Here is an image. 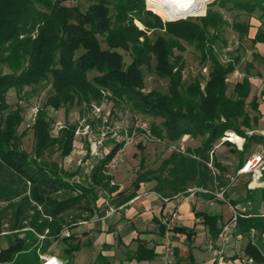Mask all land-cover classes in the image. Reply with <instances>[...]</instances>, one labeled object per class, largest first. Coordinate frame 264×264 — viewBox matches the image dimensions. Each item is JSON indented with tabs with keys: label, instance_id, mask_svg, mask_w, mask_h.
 Here are the masks:
<instances>
[{
	"label": "trees",
	"instance_id": "1",
	"mask_svg": "<svg viewBox=\"0 0 264 264\" xmlns=\"http://www.w3.org/2000/svg\"><path fill=\"white\" fill-rule=\"evenodd\" d=\"M73 1L80 0H0V234L14 235L11 244L0 248V264H41L39 254L45 252L39 250L37 235L52 236L63 246L62 253L73 259L84 244L70 228L105 212L108 206H123L142 185L150 184V189L166 200L186 196L189 188L226 186V167L215 152L210 153L228 132L245 137L243 149L237 151L236 168L251 155L253 145L264 144V135L254 130L261 113L255 97L248 102L252 90L248 73L228 92L229 77L242 57L237 53L222 63L215 53L213 44L227 21L212 8L225 9L231 4L248 14L259 10L264 17V0H213L205 15L172 21L160 18L163 0L158 5L147 0L160 16L147 9L146 0H89L85 9L70 4ZM232 27L242 39L250 25L234 22ZM252 41L264 43V33L257 31ZM183 42L200 51L203 63L209 61L205 81L198 77L184 81ZM122 52L128 55V63ZM146 72L165 80L166 90H146ZM44 83L50 91L42 106L36 107L31 125L33 146L27 152L22 147L25 131L19 132L23 108L18 103L11 105L7 96L13 90L22 100L26 87L33 90ZM101 105L111 116L116 109L125 108L150 118L158 143L171 148L156 167L148 166L141 154L135 176L124 188L114 181L115 169L107 167L122 143L107 144L105 157L95 162L89 176L77 182L81 168L75 164L70 169L63 162L76 143L75 124L65 122L54 134L55 123L46 110L77 108V120L91 122L94 106ZM247 130L253 133L247 136ZM184 136L199 137L200 144L188 145L183 152L172 148L178 147ZM139 148L142 153L143 147ZM253 212L239 218L237 231L249 234L253 228L264 234V215ZM200 215L216 240L222 227L220 217L205 212ZM184 230L176 226L174 233ZM163 232L162 224L161 235ZM244 252L254 263L264 264V245L248 240ZM159 254L140 240L132 258L150 261ZM58 257L61 259L60 254ZM90 264L110 261L98 253ZM173 264L195 263L189 256Z\"/></svg>",
	"mask_w": 264,
	"mask_h": 264
},
{
	"label": "rangeland",
	"instance_id": "2",
	"mask_svg": "<svg viewBox=\"0 0 264 264\" xmlns=\"http://www.w3.org/2000/svg\"><path fill=\"white\" fill-rule=\"evenodd\" d=\"M159 1L161 0H151L153 4H157V5ZM212 1L213 0L208 1L203 5H200L197 9L192 11V13L186 16L172 20L184 19V18L197 19L205 15L209 3ZM90 2L91 1L89 0H80V1H73L70 4H79L82 7V9H85ZM146 3H147L146 4L147 9L149 8H150L149 10L152 9L151 10L152 12L155 10L157 11V9L154 6L148 5L147 0ZM150 6H152L155 10ZM212 8L214 10H219L222 13L224 19L227 21V24L222 26L220 31L218 32L217 34L218 37L215 43L213 44V49L222 63L227 62L230 57L236 55L237 53L241 55L242 60L236 69H238L239 72L241 73L244 74L248 73L251 79L252 90L248 102L253 97H255L256 101L259 104V109L261 113L259 123L257 126L254 127V130L264 135V87L262 86V82L264 81V43H253L252 41L257 31H261L264 33V17L261 16V12L259 10H256L253 13L248 14L243 10H239L233 7L231 4H228L227 8L225 9L219 8L216 5L213 6ZM156 14L159 15L158 12H156ZM160 18L163 21H172V20L163 19L161 16ZM234 22L248 23L250 25L248 34L242 39L239 37L238 33L232 27V24ZM183 44L185 46V50L182 53L184 60V69H183L184 81L188 82L196 77H198L201 82L205 81L207 76V71L203 72L202 68L207 67L208 69L209 61L206 60V62L203 63V61L201 60L200 51L193 44H188L187 42H183ZM122 53L124 55L125 61L128 63L130 61L128 55L125 52ZM247 67H249V69ZM92 75L93 73L89 74V77H91ZM235 81H236L235 76L229 77L228 92H230L232 88L231 86ZM145 86H146L145 87L146 90L152 88H158L162 91L166 90L165 80L158 79L154 74L149 72H146ZM25 90L26 93L25 96H23L22 100H19L16 97V94L13 90H11L8 93L7 100L11 105H16L18 103L23 108L24 120L19 128V132L25 131V135L22 138V147L27 152H31L33 146L31 125L33 123V118L35 113L34 110L36 109V107L42 106L46 96L49 94L50 88L49 85L44 83L38 88H35L33 90H31L29 87H26ZM46 110L48 116L54 120V123L69 122L71 124H76L77 119L79 117V111L77 108H73L69 112H65L63 108L54 110L49 107ZM247 110L250 111L249 106H247ZM250 114H252L251 111ZM133 116L134 114L131 113L128 109L125 108H121L119 110L116 109L115 116H112V121L115 123V125H117L119 122L130 123ZM142 117L147 119L149 122L151 121L150 118H146L144 116ZM247 131H251V130H247ZM229 134L233 136V140H237L234 137H240V138L243 137L233 132H229ZM200 141L201 138L199 137L192 138L188 136L186 140H184L183 146L184 147L188 145L197 146L200 144ZM219 142L220 141H218L213 148L215 152L214 154L217 160L219 161V163L222 166L226 167L225 173L233 175L237 167V164L239 163L238 154H237V151H239V149L233 143V141L232 143L230 142V145ZM139 145L143 147L142 153L139 148ZM76 149H77V143L73 148L71 156L69 155L63 161L64 164H68V166H70V169L74 168L76 164V160L80 157V154L79 153L77 154ZM250 149H251L250 153L252 154L253 152L258 151L260 148L259 145L257 146L253 145ZM170 150L171 148H169L165 143H151V142H143V141H140L139 143L133 146L126 147L125 151L123 152L122 158L120 159L118 167L114 171H112L114 175V181L115 182L118 181L124 184H129L130 179L133 176H135V172L138 168L141 154L144 155L145 163L148 166L156 167L160 163L161 159L166 157L170 153ZM56 158H57V154L53 156V159ZM242 180H243L242 177H238L232 186L240 187V188L237 187L236 188L242 190V188L244 187ZM261 188H263L264 190V186ZM245 203L247 204V201H245ZM218 208L219 206L217 205L213 207L204 205L202 207V209L205 211H213ZM83 228H85V226H79V229H83ZM13 239H14V235H10L9 242H13ZM2 241L3 238H0V243L2 247H4V242ZM196 243H199V241L196 240ZM56 246L59 249V251H61V243L59 244L56 243ZM224 246L225 244L222 246L220 245L218 247L219 249L222 248L221 254H218L217 252L218 256H221L223 254ZM200 252L202 253L203 258H207L209 255H211L210 252H206L204 250H201ZM97 254H98V250H96L95 247L85 246L80 249V251L76 254V257L74 259H72L67 254H63L62 251L60 253V257L61 260L64 262V264H89L95 260Z\"/></svg>",
	"mask_w": 264,
	"mask_h": 264
},
{
	"label": "crops",
	"instance_id": "3",
	"mask_svg": "<svg viewBox=\"0 0 264 264\" xmlns=\"http://www.w3.org/2000/svg\"><path fill=\"white\" fill-rule=\"evenodd\" d=\"M240 177L243 179L244 187L242 186L241 190L237 189L240 187L229 186L225 192L226 199L232 203L247 201L251 204L252 211L264 208L263 188L250 189L247 185L250 180L249 175ZM118 183L121 188L125 187L124 183ZM150 186V184L142 185L136 196L109 217L104 218V212L100 211L92 219L70 228V232L79 237L84 244L83 247H95L98 253L107 257L110 264H159V256L150 261H137L132 257L137 248V242L140 240L149 247H155L157 253L160 252L163 220L169 216L171 211L176 210L178 214L177 226L183 227L185 230L175 233L172 237L174 260L185 261L191 256L195 264H256L254 261L252 263L246 261L248 256L244 252V247L248 240L264 245V234L257 231L252 234H242L236 229L235 232L227 234L224 252L221 256L217 255V248L221 242L217 239L212 240L200 213L218 215L221 224H223L230 216V211L225 203L209 202L208 198L199 194L164 201L158 193L150 189ZM250 196H252L251 199H249ZM204 205L210 207L217 205L220 209L205 211L202 209ZM79 226H85V228L79 229ZM10 235L13 233L3 232L0 234V238H3L2 242H4V247L0 243V248H5L12 243L9 242ZM196 240L199 243H196ZM209 241H213V249L206 247ZM56 243L52 236H47L39 242V250L47 254L54 252V255L58 256L63 251V246L59 251ZM201 250L210 252L211 255L203 258ZM79 251L74 254L73 259Z\"/></svg>",
	"mask_w": 264,
	"mask_h": 264
},
{
	"label": "built area",
	"instance_id": "4",
	"mask_svg": "<svg viewBox=\"0 0 264 264\" xmlns=\"http://www.w3.org/2000/svg\"><path fill=\"white\" fill-rule=\"evenodd\" d=\"M203 72L207 71V67L202 68ZM232 76H235L236 81L241 80L244 73L239 72L236 69ZM264 87V81L262 82ZM36 111V109L34 110ZM93 119L91 122H87L85 119L77 120L74 129V139L77 143V154L80 157L76 160V166L81 168V173L76 177V181L79 182L82 177L89 176L94 168L96 161L101 160L105 157L109 148L107 144L109 143H122L121 148H119L115 155L108 162V169L111 171L118 167L120 159L122 158L123 152L126 147L133 146L140 141L158 143L159 139L152 134L150 129L149 121L140 115H134L131 122H119L117 125L112 121V116L109 110L103 105L94 106L92 110ZM64 124L57 122L53 126V133L56 134L59 130L63 129ZM253 131H247V136H250ZM188 136H184L180 140V145L178 147H172L178 151H184V140ZM237 140H233V136L228 133L225 134L220 139L219 143H224L225 141L231 142L237 146L241 151L245 142V137H234ZM75 143V144H76ZM88 148V149H87ZM259 150L253 152L249 155L241 165L236 168L233 175L225 174L227 179L226 186L220 187L215 190H209L204 188H189L187 190V196H192L197 192L207 194L211 196L208 198L209 202H223L227 205L230 216L229 219L222 224L221 230L217 236V240L221 242V246L225 244V236L229 233L235 232L238 226V220L241 217H249L254 214L251 209V204L246 203H232L225 198L226 189L233 185L235 180L242 175H249L250 180L248 182V188L255 189L264 186L263 174H264V144L259 145ZM214 150L211 151V155ZM71 156V155H70ZM208 166L211 168L214 175L219 172L214 167L211 161H209ZM166 201V199H162ZM120 207L108 206L105 210L103 217H109ZM257 212L264 215V208H259ZM164 232L162 234L161 250L159 254V264H173L174 253H173V240L174 228L178 225V214L176 210L171 211L168 217L163 220ZM249 233H254V229L251 228ZM63 235H67L66 231L62 232ZM40 240L44 239V235H37ZM213 241H209L206 244L208 249H213ZM218 254L222 253V248L217 249ZM41 264H64L63 261L54 254L40 253L39 254ZM247 262L252 263V258L247 257Z\"/></svg>",
	"mask_w": 264,
	"mask_h": 264
},
{
	"label": "bare ground",
	"instance_id": "5",
	"mask_svg": "<svg viewBox=\"0 0 264 264\" xmlns=\"http://www.w3.org/2000/svg\"><path fill=\"white\" fill-rule=\"evenodd\" d=\"M211 0H163L162 18L167 20L186 16Z\"/></svg>",
	"mask_w": 264,
	"mask_h": 264
}]
</instances>
